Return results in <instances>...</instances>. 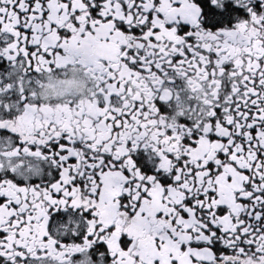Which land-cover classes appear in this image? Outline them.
<instances>
[{
    "label": "snow or ice",
    "instance_id": "6c2138e0",
    "mask_svg": "<svg viewBox=\"0 0 264 264\" xmlns=\"http://www.w3.org/2000/svg\"><path fill=\"white\" fill-rule=\"evenodd\" d=\"M0 264H264V0H0Z\"/></svg>",
    "mask_w": 264,
    "mask_h": 264
}]
</instances>
